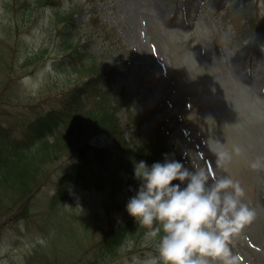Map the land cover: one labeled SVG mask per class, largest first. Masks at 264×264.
I'll use <instances>...</instances> for the list:
<instances>
[{
  "label": "rangeland",
  "instance_id": "rangeland-1",
  "mask_svg": "<svg viewBox=\"0 0 264 264\" xmlns=\"http://www.w3.org/2000/svg\"><path fill=\"white\" fill-rule=\"evenodd\" d=\"M28 1L33 0H0V128L12 140L0 143V155L18 151L16 143H23L36 118L68 107L69 90L90 77L91 72L77 76L61 65L60 38L50 32L56 29L53 9L76 6L80 34L73 41L92 53L98 68L110 72L104 86L118 83L131 90L135 103L151 101L154 106L139 128L153 139L169 132L167 145L179 157L175 160L189 170L203 166L223 174L204 142L219 139L229 148H245L226 174L241 182L256 219L232 249L242 264H264V170L249 167L264 157V46L255 47L258 41L264 44V0H241L236 8H231L234 0H188L187 19L180 17L181 0H41L27 8ZM173 12L179 18H172ZM249 25L260 34L244 31ZM243 35L247 38L240 41ZM120 111L128 137L141 122L131 126ZM151 122L154 126L146 128ZM87 140L102 147L111 161L124 157L120 144L108 137L87 134L82 141ZM77 148L53 150L42 141L23 147L36 166L50 155L26 196L15 177L0 180V264H145L156 255L155 242L145 239L143 228L138 245L126 240L116 252L103 253L99 242L115 221L128 216L126 204H119L123 195L114 200L110 182L99 190L71 186L63 200L55 197Z\"/></svg>",
  "mask_w": 264,
  "mask_h": 264
},
{
  "label": "trees",
  "instance_id": "trees-1",
  "mask_svg": "<svg viewBox=\"0 0 264 264\" xmlns=\"http://www.w3.org/2000/svg\"><path fill=\"white\" fill-rule=\"evenodd\" d=\"M40 1H28L25 4L27 8L32 4L39 6ZM47 1L52 4L55 0ZM77 12L76 6H70L66 10L53 9L55 25L53 22L52 24L56 29H50V32L53 34L57 31L60 38L61 49L59 50L64 52L60 59L61 65L70 74L75 73L77 76L85 71L91 72L90 77L69 90L65 100V102H69L68 107L56 113L49 112L41 118H36L35 122L30 125L31 131L28 132L23 143H17L18 151H13L10 156L9 154L0 155V180L11 182L15 177L18 180L17 185H19L21 195L24 196L30 192V182L36 180L40 165L49 162L50 155H43L42 160L36 166L32 158L24 155L21 150L23 147L42 141L53 150L64 151L73 147L77 148L78 145L72 146L73 143L78 144L87 134L96 138L108 137L120 144L124 151V157L116 162L111 161L102 147L92 145L88 140L85 143L82 141L77 148V158L71 157L69 167L65 169L60 178V182L63 181V183L61 186L59 184L60 187L57 186L55 197L63 200V197L68 195L69 189L67 188L71 186L72 189L81 186L79 188L99 190L103 188V184L110 182L113 189L112 197L116 200V196L122 194L123 198L119 204L123 206L129 200V193L139 188V181L134 178L135 162L143 160L148 166H151L155 162L162 163L165 155L170 159H176V156L169 154L165 130L153 139L148 136L146 130L139 128L144 122L146 111H151L149 108L154 106L151 101L144 104L143 100H139L140 106L137 107L131 91H125L117 84L104 86L103 76L108 72H103L100 67L98 68L92 53L73 41L75 37L78 39L80 34V25L75 23ZM86 32L84 31V33ZM89 103L91 106L87 107ZM119 111L125 114V119L131 123V126L141 122L128 137L125 136L123 125L117 114ZM150 125L151 123L146 124V128H149ZM49 137L51 138L50 142L48 141ZM10 141V132L3 127L0 128V143L9 144ZM100 151L104 153L101 156L99 155ZM37 189L28 195L31 197ZM25 204L26 200L23 199L20 210ZM27 208L28 205L24 207V210ZM20 213L24 212L15 214ZM13 218H19V216H13L10 220ZM115 222L98 244L102 247L103 253H114L125 240H137L139 237L140 227L135 225V221L129 215Z\"/></svg>",
  "mask_w": 264,
  "mask_h": 264
},
{
  "label": "clouds",
  "instance_id": "clouds-1",
  "mask_svg": "<svg viewBox=\"0 0 264 264\" xmlns=\"http://www.w3.org/2000/svg\"><path fill=\"white\" fill-rule=\"evenodd\" d=\"M204 144L223 174L203 166L189 170L167 155L151 166L143 160L134 163L139 188L126 212L146 230L145 239L155 242L156 255L145 264H242L232 244L254 222L256 211L246 202L241 182L226 173L246 150L240 144L229 148L219 139ZM249 167L264 170V157Z\"/></svg>",
  "mask_w": 264,
  "mask_h": 264
}]
</instances>
